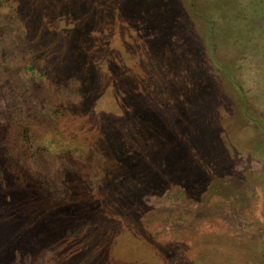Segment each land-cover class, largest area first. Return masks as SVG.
<instances>
[{"label": "rangeland", "instance_id": "374dc122", "mask_svg": "<svg viewBox=\"0 0 264 264\" xmlns=\"http://www.w3.org/2000/svg\"><path fill=\"white\" fill-rule=\"evenodd\" d=\"M0 85V264H264V0H0Z\"/></svg>", "mask_w": 264, "mask_h": 264}, {"label": "trees", "instance_id": "16d2710c", "mask_svg": "<svg viewBox=\"0 0 264 264\" xmlns=\"http://www.w3.org/2000/svg\"><path fill=\"white\" fill-rule=\"evenodd\" d=\"M30 70L34 71L33 68H30ZM0 87V90L7 94V89H4L1 85ZM11 108L14 117L9 115L7 117L9 121L4 124H0V166L4 165V159L7 157L8 160L16 159V161L20 162L29 159L32 155L30 144L28 142L30 137L27 132V126L25 125V122L17 119L18 111L16 104L11 105ZM119 140L122 143V138L120 139L119 137ZM3 150H7V154L5 155L6 157L2 154Z\"/></svg>", "mask_w": 264, "mask_h": 264}]
</instances>
